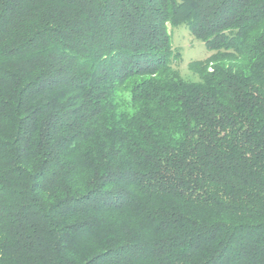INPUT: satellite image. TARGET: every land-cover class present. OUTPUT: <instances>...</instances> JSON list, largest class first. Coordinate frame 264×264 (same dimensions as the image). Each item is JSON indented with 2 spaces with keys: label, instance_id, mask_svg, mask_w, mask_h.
<instances>
[{
  "label": "trees",
  "instance_id": "16d2710c",
  "mask_svg": "<svg viewBox=\"0 0 264 264\" xmlns=\"http://www.w3.org/2000/svg\"><path fill=\"white\" fill-rule=\"evenodd\" d=\"M0 264H264V0H0Z\"/></svg>",
  "mask_w": 264,
  "mask_h": 264
},
{
  "label": "rangeland",
  "instance_id": "374dc122",
  "mask_svg": "<svg viewBox=\"0 0 264 264\" xmlns=\"http://www.w3.org/2000/svg\"><path fill=\"white\" fill-rule=\"evenodd\" d=\"M171 43L173 48L180 53V74L189 81H199L198 75L188 69L191 61L203 60L211 53L205 48L204 44L189 35V31L185 25L172 28Z\"/></svg>",
  "mask_w": 264,
  "mask_h": 264
}]
</instances>
